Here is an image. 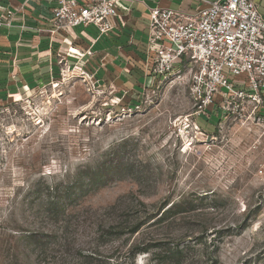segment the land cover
I'll return each mask as SVG.
<instances>
[{"label": "rangeland", "instance_id": "374dc122", "mask_svg": "<svg viewBox=\"0 0 264 264\" xmlns=\"http://www.w3.org/2000/svg\"><path fill=\"white\" fill-rule=\"evenodd\" d=\"M68 65L0 95V264H264V116Z\"/></svg>", "mask_w": 264, "mask_h": 264}, {"label": "built area", "instance_id": "2783aa9c", "mask_svg": "<svg viewBox=\"0 0 264 264\" xmlns=\"http://www.w3.org/2000/svg\"><path fill=\"white\" fill-rule=\"evenodd\" d=\"M29 1L35 0H25ZM50 1L51 32L91 26L99 36L112 32L111 18L120 3ZM16 11L10 7L0 15V29L12 25ZM146 48L152 52L146 66L157 81L189 75L194 101L189 117L194 125L197 117H210L213 111L218 115L225 105L242 100L249 103L252 113L264 116V17L258 0H214L194 14L153 7L148 14ZM67 54L76 57L71 51ZM63 61L65 67L60 71L67 72L68 62L61 58L58 63Z\"/></svg>", "mask_w": 264, "mask_h": 264}, {"label": "crops", "instance_id": "0c3cea01", "mask_svg": "<svg viewBox=\"0 0 264 264\" xmlns=\"http://www.w3.org/2000/svg\"><path fill=\"white\" fill-rule=\"evenodd\" d=\"M212 1L120 0L117 14L111 18L112 32L99 36L91 26L51 32L50 0H0V15L10 7L18 9L12 25L0 29V95L9 90L31 95L40 84L51 83L61 58L89 65L105 86L118 79L130 83L129 89L139 90L148 81L157 80L146 66L152 53L146 50L149 9L172 8L194 14ZM258 8L264 17V0H258ZM68 51L76 57L68 56ZM126 86L118 87L126 92Z\"/></svg>", "mask_w": 264, "mask_h": 264}, {"label": "trees", "instance_id": "16d2710c", "mask_svg": "<svg viewBox=\"0 0 264 264\" xmlns=\"http://www.w3.org/2000/svg\"><path fill=\"white\" fill-rule=\"evenodd\" d=\"M145 250H146L145 248L141 249V251H145Z\"/></svg>", "mask_w": 264, "mask_h": 264}]
</instances>
